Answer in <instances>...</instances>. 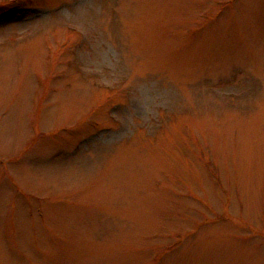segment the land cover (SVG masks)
Returning <instances> with one entry per match:
<instances>
[{
	"label": "rangeland",
	"instance_id": "obj_1",
	"mask_svg": "<svg viewBox=\"0 0 264 264\" xmlns=\"http://www.w3.org/2000/svg\"><path fill=\"white\" fill-rule=\"evenodd\" d=\"M0 264H264V0H0Z\"/></svg>",
	"mask_w": 264,
	"mask_h": 264
}]
</instances>
